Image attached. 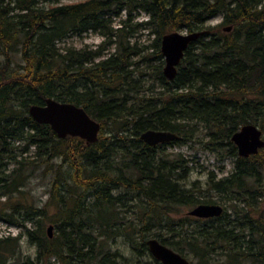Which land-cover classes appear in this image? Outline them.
<instances>
[{
  "label": "trees",
  "instance_id": "16d2710c",
  "mask_svg": "<svg viewBox=\"0 0 264 264\" xmlns=\"http://www.w3.org/2000/svg\"><path fill=\"white\" fill-rule=\"evenodd\" d=\"M58 1L0 0V220L21 230L0 236V264L15 257L20 264H123L103 250L102 236H124L145 252L154 236L185 256L264 264V147L244 156L232 139L246 123L264 133V0ZM140 11L147 18L134 21ZM218 14L221 22L209 24ZM113 15L121 17L118 26ZM134 25L155 34L150 59L163 58L165 33L206 30L186 48L174 78L160 70L157 95L131 93L139 87L126 69L129 58L149 47L131 43ZM91 29L115 50L95 60L102 50L59 45ZM47 97L82 105L101 123L98 140L59 137L38 122L29 107ZM199 123L234 156L231 173L211 175L210 187L250 207L235 202V219L225 206L218 216L173 215L181 205L217 202L181 181L188 158L163 149L188 139ZM150 128L181 137L150 145L140 136ZM39 170L44 178L53 172L42 203L31 186ZM22 235L36 245L34 258L21 257Z\"/></svg>",
  "mask_w": 264,
  "mask_h": 264
},
{
  "label": "rangeland",
  "instance_id": "374dc122",
  "mask_svg": "<svg viewBox=\"0 0 264 264\" xmlns=\"http://www.w3.org/2000/svg\"><path fill=\"white\" fill-rule=\"evenodd\" d=\"M78 0H60L58 2H74ZM49 2L55 3L54 1H42L44 5H47ZM122 17H125V13L123 12ZM119 16L112 17L113 22L111 25L118 26L120 24ZM147 18V14L144 11H140L134 21H140ZM222 15L218 14L212 19L208 21L209 24L215 25L221 22ZM135 29V25L133 26ZM186 31V30H182ZM105 35L101 33V31L96 30H88L84 32L82 35H70L65 38L63 41L59 43V45L63 48L71 47L77 50H102L100 56H97L95 60H99L110 54L111 51H114L115 44L106 41ZM155 38V34L152 33L149 27L139 26L135 29L133 35H130V41L132 44H138L141 48H144V45L149 46L148 48H144L139 52V54L132 55L129 58L130 65L126 66V69L130 71L132 78L130 77L131 82L134 85H138L139 91L131 93L136 96L143 95H157L159 92L163 91V87L160 86V70L164 68L166 64L165 56L162 59H150L153 54L150 53L153 50V47H150L151 43ZM161 63V65H160ZM207 129L203 125V123H199L196 129L193 131L192 135L188 137V139L174 144H167L164 146V151L167 153H182L186 158L189 159V172L184 174L182 170H180L184 175L181 178V181L188 188L193 189L196 193H199L201 196H209L217 200V202L223 204L228 212L232 213V219H235V215H233V208L235 207V202L239 203L240 206L246 209H250L245 202H241L239 200H229L225 198L220 199L221 194L216 192L214 189L210 187V177L215 174V176L221 177L231 173L234 166V156L229 155L228 148L226 144H217L214 142H210L209 135H206ZM181 136H179L180 138ZM34 148L32 147V151H30V155H33ZM60 162V159L56 158V164ZM54 165V164H53ZM42 169V168H41ZM53 175L52 170L49 172V175L44 178L43 170L37 171V176L33 178L32 193L36 200L39 202H44L48 198V191L50 188L49 182ZM16 195H19L17 193ZM224 199V201H223ZM253 199V198H252ZM37 201V202H38ZM138 201V199L136 200ZM226 201V202H225ZM253 203L259 205L260 199L256 196L253 199ZM1 204L3 206L8 205L7 196H1ZM193 207V205H181L178 207L179 211L173 213L175 217H184L188 215V211ZM130 215H134L133 213H129ZM137 220V218H136ZM236 221V220H235ZM30 225V222H27ZM234 224L236 222H233ZM47 227L49 222H47ZM20 228L7 223L4 220H0V236L18 235L20 233ZM56 233L53 228V236ZM154 237V236H149ZM103 238V250H110L111 255L115 257L118 261L123 264H161L162 262L157 259L152 252L138 251L137 249H133L130 244L126 241L124 236H110ZM106 238V239H105ZM37 247L35 244L29 242V240L22 235L21 238V246L20 253L21 257L26 255H31L33 258L36 256ZM188 258L194 264H254L252 261H244V262H230L229 258H225V255L214 254L212 255L208 261L204 259H200L194 253H190L187 255ZM17 257L13 258L11 262L7 264H20ZM53 264H60L59 262H55Z\"/></svg>",
  "mask_w": 264,
  "mask_h": 264
},
{
  "label": "water",
  "instance_id": "95a60500",
  "mask_svg": "<svg viewBox=\"0 0 264 264\" xmlns=\"http://www.w3.org/2000/svg\"><path fill=\"white\" fill-rule=\"evenodd\" d=\"M231 28L232 25L224 26L225 30ZM205 32V29L195 31L174 30L162 36L161 50L166 60L164 73L168 78L175 77L178 64L189 44ZM29 113L38 122L49 123L59 137L76 135L86 139L89 143L95 142L99 138L100 121L92 117L82 105L74 102L47 97L44 104H32L29 107ZM140 136L150 145L179 137L177 133L170 130L154 128L143 131ZM232 139L238 147L239 154L244 156L257 153L261 147H264L263 130L255 123L243 124L234 132ZM224 209V205L219 202H201L194 205L188 214L202 218L211 217L221 215ZM53 228V224H49L47 227L51 237L53 236ZM147 243L152 254L163 264H194L187 256L161 242L157 237H150Z\"/></svg>",
  "mask_w": 264,
  "mask_h": 264
}]
</instances>
